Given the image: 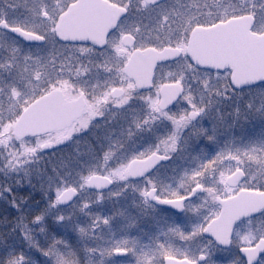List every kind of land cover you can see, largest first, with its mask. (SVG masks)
I'll return each instance as SVG.
<instances>
[{
    "label": "snow or ice",
    "instance_id": "obj_1",
    "mask_svg": "<svg viewBox=\"0 0 264 264\" xmlns=\"http://www.w3.org/2000/svg\"><path fill=\"white\" fill-rule=\"evenodd\" d=\"M245 95L264 115V0H0V171L36 173L45 201L30 220L10 202L29 248L46 264H264V139L203 126ZM129 190L174 210L147 241L119 207Z\"/></svg>",
    "mask_w": 264,
    "mask_h": 264
},
{
    "label": "flooded vegetation",
    "instance_id": "obj_2",
    "mask_svg": "<svg viewBox=\"0 0 264 264\" xmlns=\"http://www.w3.org/2000/svg\"><path fill=\"white\" fill-rule=\"evenodd\" d=\"M231 95V93H229ZM250 97L247 95L241 97H233L230 100H223L221 103L216 104L208 118L203 120V126L207 127L210 131L212 129L213 123L217 124V134L221 141L235 139L238 143H247L249 141H241L237 135V131L243 124H251L256 120L264 121V115L257 112H250L246 103ZM239 107L240 113L237 115L236 109ZM223 120H220V117ZM101 130L106 128H100ZM104 135V134H103ZM100 137H102L100 133ZM203 144V141H201ZM46 163V162H45ZM42 165L41 167H43ZM11 176V175H10ZM5 172L0 171V251L8 252L10 250L20 252L23 251L27 256L32 257L35 261L40 255L34 249L29 248L27 241L21 234L18 227L21 212L17 211L15 207L11 205V201L15 198L17 204L20 205L22 212L26 215L27 219L30 220L31 216L41 210L44 207L45 201L37 203L42 196L37 195L39 191V181L36 179V173H33L32 183L36 185L33 187L25 181L21 184L16 183V179H12ZM25 182V183H23ZM10 187L11 192L5 191V187ZM21 198L26 200V203L21 202ZM133 196L131 190L127 194V199H122L119 207L125 209L128 219H135L138 222V226L131 230L130 234L133 236H141L143 240L147 241L149 236L153 235L157 230V224H163L165 216L170 220L172 215H174V210L161 208L159 211L153 212L148 209L145 213L142 208L135 207L133 204ZM121 223L124 220H120ZM119 221V222H120ZM51 221H49V227H51ZM125 224L128 220H125ZM34 229L33 235L37 240L43 244L44 236H42L39 231V226L29 225ZM119 229V228H117ZM61 229H57V232H61ZM99 255L95 257L97 259ZM217 259H226L223 255H218ZM40 263V262H39Z\"/></svg>",
    "mask_w": 264,
    "mask_h": 264
},
{
    "label": "rangeland",
    "instance_id": "obj_3",
    "mask_svg": "<svg viewBox=\"0 0 264 264\" xmlns=\"http://www.w3.org/2000/svg\"><path fill=\"white\" fill-rule=\"evenodd\" d=\"M256 103H257V106H258L259 105V101H257ZM105 132H106L105 129L101 130L102 137H103V134H105ZM237 135L239 137V140H241V141L264 139V121L256 120L254 123L241 125V127L237 131ZM93 143H96V142L94 141ZM80 150L81 151H85L83 145H81ZM2 165H3V158H0V166H2ZM10 177L12 179H16L15 175H11ZM23 183H25V182H23ZM40 194H41V192L37 191V195H40ZM39 197H41L39 202L43 203L44 202L43 197L42 196H39ZM120 204H121V202H120ZM119 221L120 220H118L116 225H115L116 228H120L121 225H126L127 224V223L126 224L124 223L125 220L122 223H121V221L120 222ZM98 259L99 258H97V260ZM36 262H37V264H46L45 258L42 257L41 255L38 256V258L36 259Z\"/></svg>",
    "mask_w": 264,
    "mask_h": 264
},
{
    "label": "clouds",
    "instance_id": "obj_4",
    "mask_svg": "<svg viewBox=\"0 0 264 264\" xmlns=\"http://www.w3.org/2000/svg\"><path fill=\"white\" fill-rule=\"evenodd\" d=\"M100 133H101V129H91L89 131L82 133L80 137H77V139H80L82 141V143L79 145V147H81V145H83L84 149L86 151L88 149L89 144L98 146L99 142L97 141V136H100ZM94 141L96 143H93ZM42 165H43V163L41 164V166Z\"/></svg>",
    "mask_w": 264,
    "mask_h": 264
}]
</instances>
